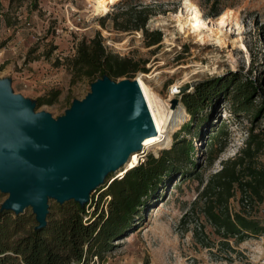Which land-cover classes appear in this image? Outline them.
Listing matches in <instances>:
<instances>
[{"label": "rangeland", "instance_id": "374dc122", "mask_svg": "<svg viewBox=\"0 0 264 264\" xmlns=\"http://www.w3.org/2000/svg\"><path fill=\"white\" fill-rule=\"evenodd\" d=\"M96 1L0 0V88L11 98H19L32 106V114L43 113L57 121L73 104L91 95L92 83L77 79L67 59L73 56L78 42L96 36L106 51L142 64L146 70L113 83L134 82L142 77L160 106L165 104L174 112L162 139L148 145L143 153L141 149L136 152L138 163L148 153L156 155L169 148L173 133L189 120L180 97L192 92L195 85L215 79L224 81L231 75L246 76L255 79L264 93V0H116L107 4L103 13L95 10ZM124 2L150 8L152 15L145 29L147 33L159 32L157 45L145 47L140 31H114L109 20L100 25V18L119 13ZM189 5L198 10L205 24L203 41L197 40L187 28L180 30ZM214 11L230 17L227 15L225 24L218 26L219 15L213 17ZM216 36L220 44L215 43ZM51 91L58 94L50 105L35 104L36 98L47 97ZM172 99L177 101L173 109L169 104ZM211 103L206 132L211 130L209 126L223 125L229 135L227 146L212 161L206 162V146L194 144L197 176L171 182L161 200L147 209L141 226L113 242L114 247L103 256L101 264H264L263 236L250 237L236 245L232 260L224 261V250L218 243L223 241L222 237L204 220L199 205H193L206 178L219 169L221 161L234 157L243 147L247 130L256 132L264 125V117L250 124L247 115H232L224 108V100L219 95ZM134 154L115 172H107L101 184L89 191L86 202L90 197L96 199V190L107 184V176L110 179L122 176L118 174L124 172L126 165L127 170L133 168L137 162ZM253 159L257 166L264 167V145L254 153ZM7 198L0 194V203ZM238 198L235 192L229 200L231 212L239 211ZM45 203L48 207L54 200L46 197ZM244 211L264 225V200L251 202ZM229 242L232 245V240Z\"/></svg>", "mask_w": 264, "mask_h": 264}, {"label": "trees", "instance_id": "16d2710c", "mask_svg": "<svg viewBox=\"0 0 264 264\" xmlns=\"http://www.w3.org/2000/svg\"><path fill=\"white\" fill-rule=\"evenodd\" d=\"M121 5L119 13L100 18V25L109 20L114 31H140L145 47L157 45L159 32L147 33L145 29L152 15L150 8L125 2ZM218 15L217 11L212 13L213 17ZM67 62L73 75L89 84L103 77L115 81L137 72L146 73L142 64L106 51L99 36L78 42ZM57 94L51 91L47 97L36 98L35 104L50 105ZM218 95L229 113L247 115L250 124L264 117V93L255 79L231 75L224 81L215 79L195 85L192 92L180 97L189 120L173 133L169 148L156 155L148 153L120 177L107 176L108 182L96 190L95 200L90 197L82 205L71 200L61 204L54 201L47 207L42 227L37 226L30 208L14 214L2 209L0 203V264H101L103 256L114 247L113 242L141 226L147 209L161 200L171 182L197 176L194 144L206 146V162L227 146L229 135L223 125L209 126L208 132L205 127L211 101ZM263 130L264 125L256 132L247 130L243 147L234 157L220 162L219 169L201 184L193 202L199 205L200 214L214 233L222 237L218 243L226 262L236 254V245L250 237H264V225L243 213L251 202L264 200V167L257 166L253 159L264 145ZM235 192L239 195V211L231 212L228 203Z\"/></svg>", "mask_w": 264, "mask_h": 264}, {"label": "water", "instance_id": "95a60500", "mask_svg": "<svg viewBox=\"0 0 264 264\" xmlns=\"http://www.w3.org/2000/svg\"><path fill=\"white\" fill-rule=\"evenodd\" d=\"M176 103L170 100V108ZM152 135L132 81L96 80L91 95L57 121L32 114V106L0 88V194L8 196L1 208L14 214L30 208L42 227L46 197L86 203L106 173L124 165Z\"/></svg>", "mask_w": 264, "mask_h": 264}, {"label": "bare ground", "instance_id": "6f19581e", "mask_svg": "<svg viewBox=\"0 0 264 264\" xmlns=\"http://www.w3.org/2000/svg\"><path fill=\"white\" fill-rule=\"evenodd\" d=\"M115 1L116 0H97L96 4H95L96 6L94 5L95 10L97 12L103 13L106 11L107 4L110 5V4L114 3ZM227 15H228L227 13H224L217 18V25L218 26H221L224 23V20L227 17ZM179 27H180L181 32L184 30V28H187V31L194 34V36H196V38H198L197 40L203 41V39L205 37L204 33L202 32V30H204V28H206L205 24L202 21L198 10L191 5H189V7H188V14L185 17L184 23L179 25ZM215 33L217 35L218 31L217 32L215 31ZM219 39L220 38H218L216 36V39L214 40L216 44H220ZM141 78L142 77H138L134 82L133 81L132 82L135 84L136 89L139 93V96H140L141 101L143 103L144 109L146 111L148 123H149L151 131L153 133L152 136L146 138L145 143H144V140L142 139V141L140 143V146H141L140 149H141V153H143L142 150L150 147L148 145H154L155 143L159 142L160 139H162V137L164 136V133L166 131V127L168 126V124H170L171 120L173 119L174 112H172L168 107H166L165 104L163 107L160 106L159 100L156 99V97L153 95V93L150 91V89L147 88V86L144 84V82L142 81ZM134 155H136V157H137V162H136V164H137L139 155L137 153H135ZM127 169H128V166L126 165L124 172L122 171L118 175H122V173H125L127 171Z\"/></svg>", "mask_w": 264, "mask_h": 264}, {"label": "built area", "instance_id": "2783aa9c", "mask_svg": "<svg viewBox=\"0 0 264 264\" xmlns=\"http://www.w3.org/2000/svg\"><path fill=\"white\" fill-rule=\"evenodd\" d=\"M170 92H171V91H170ZM172 93H173V91H172ZM93 259H94V261L96 260L95 257H94Z\"/></svg>", "mask_w": 264, "mask_h": 264}]
</instances>
